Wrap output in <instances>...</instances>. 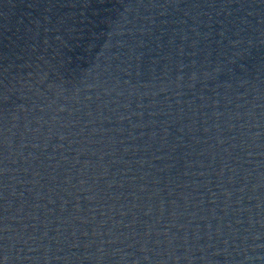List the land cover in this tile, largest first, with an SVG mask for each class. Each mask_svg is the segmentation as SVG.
<instances>
[{
    "label": "water",
    "instance_id": "obj_1",
    "mask_svg": "<svg viewBox=\"0 0 264 264\" xmlns=\"http://www.w3.org/2000/svg\"><path fill=\"white\" fill-rule=\"evenodd\" d=\"M0 264H264V0H0Z\"/></svg>",
    "mask_w": 264,
    "mask_h": 264
}]
</instances>
